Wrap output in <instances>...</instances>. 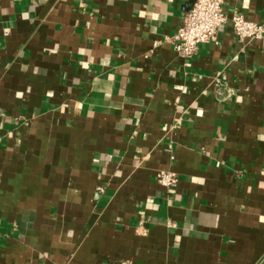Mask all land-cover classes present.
<instances>
[{"label": "crops", "instance_id": "1", "mask_svg": "<svg viewBox=\"0 0 264 264\" xmlns=\"http://www.w3.org/2000/svg\"><path fill=\"white\" fill-rule=\"evenodd\" d=\"M189 6L0 0V264H264V39L229 23L264 0L183 61Z\"/></svg>", "mask_w": 264, "mask_h": 264}, {"label": "built area", "instance_id": "2", "mask_svg": "<svg viewBox=\"0 0 264 264\" xmlns=\"http://www.w3.org/2000/svg\"><path fill=\"white\" fill-rule=\"evenodd\" d=\"M188 1L190 6L180 27L167 41L177 57L183 61L193 57L199 45L215 44L219 28L227 23L222 0ZM229 23L238 43L264 39V23L248 22L241 16L232 17ZM211 86L215 99L219 102H230L234 99L236 91L230 87L224 73L215 75ZM156 184L166 191L173 190L177 187L178 176L172 172L159 173L156 176Z\"/></svg>", "mask_w": 264, "mask_h": 264}]
</instances>
